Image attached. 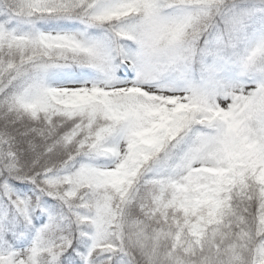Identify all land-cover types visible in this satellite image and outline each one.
<instances>
[{
    "label": "snow or ice",
    "instance_id": "obj_1",
    "mask_svg": "<svg viewBox=\"0 0 264 264\" xmlns=\"http://www.w3.org/2000/svg\"><path fill=\"white\" fill-rule=\"evenodd\" d=\"M0 264H264V0H0Z\"/></svg>",
    "mask_w": 264,
    "mask_h": 264
}]
</instances>
